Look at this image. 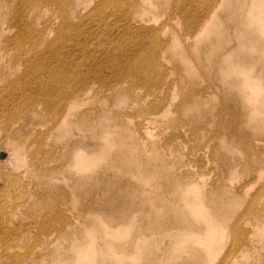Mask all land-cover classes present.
<instances>
[{"label":"rangeland","instance_id":"rangeland-1","mask_svg":"<svg viewBox=\"0 0 264 264\" xmlns=\"http://www.w3.org/2000/svg\"><path fill=\"white\" fill-rule=\"evenodd\" d=\"M173 1L170 0L171 3ZM126 2H121L123 9L128 5ZM235 4L234 0H229L230 8H235ZM60 5L62 9L67 8L72 11L71 14L65 12L68 22H76L81 18L80 15L86 14L91 9L93 4L88 0H83L79 4L77 0H56L47 4V10H44L45 12L41 13L42 16L40 15L37 19L38 23L27 26L31 31L35 27L36 30L33 32L34 35L30 34L33 38L25 44L24 49L29 50L26 57L45 50L49 41L54 38L53 33L47 36L41 32L53 17L52 13L56 14L58 21L64 18L60 12ZM110 5L111 3L107 7L109 8ZM12 6L13 3L10 2L7 8L0 6V57L4 59V61L1 59L3 63L9 65V68L0 70V126L2 129L0 151L4 157H9L10 149L3 141L5 137L15 140L23 153L24 166L13 169L6 161L0 162V172H13L12 174L17 175L14 186L13 184L9 186L13 204L11 209L15 208L7 215H0V228L7 236L5 242L0 240V246H12L11 251L8 250L7 253L15 257L14 264H51L49 261L53 257L68 254L71 242L78 239L82 247L97 245L100 249L105 247L107 239L110 243H117L127 235L131 238L137 237L147 245L153 244L159 247L168 245V238L172 240L176 235L167 237L164 233L171 234L176 229V218L172 216V211L158 212L153 215L151 210L169 200L173 203L175 196H171L173 191L170 185L171 179L168 180L164 174L166 171L155 169L146 163L148 159L146 156L152 155L145 151L144 147L150 143L161 147L167 154V160L172 159L175 174L172 176H177L176 179L184 183L189 181L200 183L198 186L204 195V202L207 206H211L212 211L223 212L224 207L215 206L213 198L226 195L238 197L234 207L235 212H233L236 214L240 210L243 212L247 209L251 200H254L255 209L264 207V195L259 192V184L264 180V120H253L247 124L243 119H237L233 107L235 101L231 93L224 91L219 85L216 87L217 105L210 115L206 114V110L211 109L207 104L190 107L186 105L185 108L188 109L189 114L183 119L177 112H170L167 115L170 118L167 122L165 120L162 123L147 122L148 126H146L147 123L145 124L147 134L150 131L152 137L149 133L147 137L150 139L147 137L145 139L147 135L145 131L141 137V132L145 129L140 130L137 120L146 116L149 108L147 97L151 98V96H146L145 92L149 89H143L136 83H131L127 89L130 93L129 99L124 100L120 92L106 89L107 86L95 79L102 75L104 83L107 82L112 77L110 74L118 70L120 63L117 60L105 61L103 66L97 63V67L101 68L103 73H89L90 65L94 63L91 54L95 51L91 44V52L86 47L90 36L84 35V29L80 30V54L76 56L80 57V68L77 70H80V78L93 82V88L85 94H80L78 97L80 99L70 109L67 129L62 125L63 122L58 114L45 111L41 107L33 112L39 116L30 118L29 112L27 113L26 108L22 107L26 100L22 94L27 88L26 80L23 75L21 76L24 59L16 54L19 45L15 43L17 38L14 39L15 42L9 44V38L13 37L18 29L21 33L23 32L18 24V17L12 12ZM232 9H227L225 13L228 20L226 26L228 35L226 38L225 34L224 38L230 39L229 46L236 43L232 29L234 26L232 19L235 14L232 13ZM78 10L80 14H76ZM168 10H170L169 5L165 11ZM167 16L168 14L160 15L156 21L151 22V25L161 23ZM135 22L132 21V24ZM6 26H9L8 30ZM170 26V24L167 25L166 29L163 32L161 30L158 35L163 39L169 38ZM92 35H94L93 32ZM21 39H24V36ZM181 40L185 44L191 41V39H184L183 36ZM120 44L124 46L126 55L130 57L137 50L141 51L140 48L132 45L130 39H121ZM164 48H167L170 53L179 52L178 49L172 50L169 46ZM14 62L17 63L14 64ZM165 62L166 69L171 68L174 71L172 76L177 92H180L182 87L196 88L199 85L212 90L210 83L215 80L212 76L205 74L203 57H196L197 74L195 79L188 83L185 82L186 76L180 75L176 59L167 58ZM13 68V71H9ZM123 79L127 78L123 77ZM13 80L17 86L15 91L8 89V85ZM11 92H18V95L13 96ZM42 93H48V91L43 90ZM180 98L181 93L176 100L174 99L175 105ZM164 99L160 102L167 101L166 97ZM133 103L136 107L142 104L144 111L138 108L137 113L134 114L130 107ZM166 104L164 102L162 108H165ZM169 107L173 109V104H169ZM119 113L120 116L128 114L132 118L131 130L138 141L135 147L125 144L124 140L118 139L112 132L117 131L115 125L118 123L110 120L112 118L109 117ZM223 114L231 123L227 129L222 121H218ZM13 120H17V123L11 124ZM151 123V129H148ZM63 128L64 132H62ZM167 129L168 132L170 131L171 140L166 139ZM218 133L229 142L237 144L238 148L236 151L220 149L219 155L213 158V146L219 145ZM105 137L113 139L114 152L105 161H96L95 165L91 164L92 167L86 170L87 172L77 171L73 167L74 153L80 150L90 158L98 157L101 148L108 141L104 140ZM175 154H182L183 157L174 159ZM251 160L256 164L258 172L263 173L259 183H253L251 178L247 177L250 173L247 174L245 163H253ZM112 165L119 171L113 169ZM139 167L147 182L144 185L137 183ZM101 173L104 174L103 177ZM244 174L246 178L241 180ZM239 179L242 182H239ZM6 184L9 182L4 177L0 178V186ZM25 184L28 185L23 188ZM48 184H51V187ZM201 185H204L203 189ZM28 187L30 190L26 192ZM236 214L226 219L223 225L232 223L236 219ZM128 219L133 221L130 222ZM248 219H242L240 229L241 227L244 231L248 229L250 225ZM96 229H99V233L95 232ZM105 233H108L107 239H103L102 235ZM229 240L230 236L227 237V244ZM175 245L176 243L174 247ZM167 247L168 251L175 250L172 244ZM150 251L156 254L155 249ZM247 253L248 256L242 260V264L245 260L259 261L264 264V244L256 245ZM225 254L226 251L222 253L220 250L211 264H217L221 260V255L225 256ZM152 258L155 257L150 256V259Z\"/></svg>","mask_w":264,"mask_h":264},{"label":"bare ground","instance_id":"bare-ground-1","mask_svg":"<svg viewBox=\"0 0 264 264\" xmlns=\"http://www.w3.org/2000/svg\"><path fill=\"white\" fill-rule=\"evenodd\" d=\"M51 1L56 2V0H0L1 7L7 8L9 2L13 3L12 12L18 17V24L23 30L21 33L18 29L14 36L9 38V44L15 42L14 39L17 38L15 43L19 45L16 54L24 59L21 76H24L27 88L22 94L26 97L22 107L26 108L27 113L29 112L30 118L39 116L33 112L41 107L45 111L58 114L63 122L62 125L67 129L70 109L80 99L78 98L80 94H85L93 88V82L80 78V70H77L80 68V57H76L80 54V30L84 29V35L90 36L86 47L91 52L90 47L92 45L93 51H95L93 54L90 53L94 63L90 65L89 73H103V70L97 67V63L102 64V66L105 61L117 60L120 63L118 70L110 74L112 77L107 82L104 83L102 75L95 79L107 86L106 89H114L116 92H120L124 100L129 99L130 93L127 89L131 83H136L143 89H149L145 92L146 96H151V98L147 97L149 108L146 116L137 120L140 130L141 128L145 129L141 130V134L144 131L147 134L146 126L150 121H153L152 123L157 121L162 123L164 120L167 122L170 119L167 116L170 112H177L179 117L183 119L189 114L188 109L185 108L186 105L190 107L207 104L211 109L208 108L206 114L210 115L217 105L216 87L219 85L224 91L231 93L235 101L233 107L237 119H243L247 124L253 120H264V0H234L236 4L233 9L230 8L229 0H174L172 3L170 0H122L128 3L125 9L122 8L121 0H88L93 4L91 9L86 14L80 15L81 18L76 22H68L65 16L68 13L71 14L72 11L67 8L62 9L60 5V12L64 18L58 21L56 14L52 13L53 17L41 32L47 36L53 33L54 38L49 41L45 50L26 57L29 50L24 49L25 44L33 38L30 34L34 35L33 32L36 30L35 27L31 31L27 26L38 23V17L42 16L41 13L45 12L44 10H47V4ZM81 1L77 0V4ZM109 3L111 5L108 8ZM167 5H169L170 10L166 12ZM227 9H232V13L235 14L232 19L234 23L232 29L236 43L231 46L228 45L230 39L226 40L228 20L225 13ZM78 13L80 14V10L76 12V14ZM163 14H168L164 21L151 25V22L156 21ZM132 21H136L135 24L138 25L132 24ZM169 24L171 25L168 33L170 36L163 39L158 33L161 30L163 32ZM8 28L9 26L6 30ZM2 30H4L3 27ZM225 34L226 38H224ZM23 36L24 39H21ZM181 36L187 40L191 39V41L187 44L182 43ZM91 39L94 41L90 42ZM121 39H130L132 45L135 48H140L141 51L137 50L131 57L126 55L124 46L120 44ZM169 41L173 42L169 43ZM184 42L186 41L184 40ZM190 43L192 44L189 45ZM166 46L172 50L178 49L180 53L174 51L170 53L167 48H164ZM197 56L203 57L205 74L209 77L212 76L215 80L210 83L212 90L199 85L196 88L182 87L180 92H177L172 76L174 71L171 68L166 69L165 60L167 58L176 59L180 75H185L187 78L185 82L188 83L194 80L195 74H197ZM1 59L2 57H0V70L9 68L8 64L2 62L4 59ZM13 70L14 68L9 71ZM123 77L127 79L122 80ZM14 81L8 85V89L11 91H15L17 87ZM44 86L45 88H43ZM43 90H47L48 93H42ZM179 93H181V98L175 105L174 99L176 100ZM11 94L13 96L18 95V92H11ZM165 97L167 101L164 102L167 104L165 108H162L164 102H160V100ZM134 103L133 106H130L134 114L137 113L138 108L144 111L142 104L136 107ZM169 104H173V109H170ZM120 115L119 113V115L109 117L112 118L110 120L118 123L115 125L117 131L112 132L118 139L124 140L125 144L135 147L138 141L131 130L132 118L128 114ZM16 121L13 120L11 124L17 123ZM218 121H222L225 129L231 124L226 120L224 114L218 118ZM152 123L148 129H151ZM64 128L62 132H64ZM149 133L150 131L145 135V139ZM169 135L170 131L168 132L167 129L166 139L171 140L172 137ZM5 138L3 143L8 145L10 155L6 158L0 151V162L6 161L13 169L24 166V156L18 143L15 140ZM217 138L219 145L213 146V158L219 155L220 149L236 151L238 148L237 144L229 142L219 133ZM104 140L108 141L101 148L98 157L90 158L89 155H85L86 153L84 154L80 150L76 151L73 167L82 172L91 168V164L95 165L98 161L108 159V156L114 152L112 148L115 146L112 144L113 139L111 137H105ZM6 145L5 147H7ZM144 148L152 155L151 157L146 156L148 158L146 163L155 169L165 170L164 174L168 180L171 179L170 185L173 190L171 196H175L173 203L169 200L162 206L154 207L151 214L156 215L158 212L172 211V216L176 218V229L171 234L164 233V235L167 237L176 235L175 238L172 240L168 238L167 241L173 247L176 243L175 250L168 251L167 246L169 244L163 247L153 244L147 245L144 241L138 240L137 237L131 238L130 235L123 236L117 243H110L106 237L108 233H105L102 235L103 239H107L104 248L100 249L97 245L82 247L80 246V239H78L71 242L68 254L55 256L49 263L211 264L221 250L222 253L226 251V254L225 256L221 255V260L217 264H242V260L248 256L247 252L250 249L255 248L256 245L264 244V207L255 209L253 207L254 200H251L247 209L243 212L240 210L236 214L233 212H235L234 207L238 197L226 195L213 198L215 206L224 207L223 212L212 211L211 206H207V203L204 202V195L200 192L198 181L184 183L176 179L177 176H172L175 175L174 162L172 159L167 160V154L158 145L150 143L146 144ZM182 157V154H175L173 158L180 159ZM251 162L253 163H245V170L247 174L250 173V176L247 175V177H250L253 183H259L263 173L258 172L254 161L251 160ZM112 168L119 171L116 166L112 165ZM29 170L31 171V169ZM12 173L0 172V178L4 177L9 182V184L0 186V215H7L15 208L11 209L13 204L11 203L9 186L11 184L14 186L17 175ZM102 175L104 174L101 173ZM244 178L246 175L240 179L243 180ZM144 179L140 169L137 183L146 184ZM240 179L238 181L242 182ZM19 180L18 177V182H20ZM27 185H23V188ZM48 186L51 187V184ZM203 187L204 185L202 189ZM29 190V187L26 188V192ZM259 192L264 195V180L259 184ZM233 214H236V219L228 225H223L226 219ZM244 218H249L250 224L246 231L242 227L240 229ZM128 220L133 221L132 219ZM95 232L99 233V229H96ZM228 236H230V240L227 244ZM0 240L4 242L7 240V236L1 228ZM11 249L12 246H0V264H14L15 257L7 253ZM150 249H155L156 254ZM150 256L155 258L150 259ZM8 260L9 262H7ZM243 264L261 263L245 260Z\"/></svg>","mask_w":264,"mask_h":264}]
</instances>
